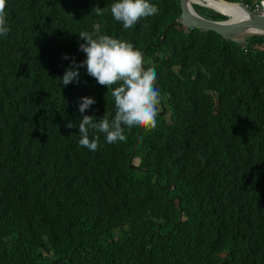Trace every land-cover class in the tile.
I'll return each mask as SVG.
<instances>
[{
  "label": "trees",
  "instance_id": "16d2710c",
  "mask_svg": "<svg viewBox=\"0 0 264 264\" xmlns=\"http://www.w3.org/2000/svg\"><path fill=\"white\" fill-rule=\"evenodd\" d=\"M115 2L6 0L0 264H264V36L236 42L179 24L156 47L180 1L149 0L158 15L130 29L92 12ZM94 23L155 69L159 103L155 128L125 127L117 143L90 130L91 151L78 143L80 98L96 101L85 115L111 120L112 89L86 67L67 86L58 77L86 58L78 34Z\"/></svg>",
  "mask_w": 264,
  "mask_h": 264
},
{
  "label": "clouds",
  "instance_id": "9594fccd",
  "mask_svg": "<svg viewBox=\"0 0 264 264\" xmlns=\"http://www.w3.org/2000/svg\"><path fill=\"white\" fill-rule=\"evenodd\" d=\"M254 1L252 0L250 4L243 3L250 11L254 12L252 10ZM191 4L193 7L194 5L203 6L199 3ZM5 8L6 0H0V37H7L11 31ZM107 11H110L113 19L121 22L125 29L132 28L141 18H148L159 13L158 7L149 3V0H116L115 3L104 8L96 6L92 9V12L101 17ZM92 27V32L80 31L78 34V37L84 41L79 45V50L85 54L86 58L79 63L72 58V63L64 71L63 76L58 78L64 86L73 81L78 82L79 69L86 67L87 73L94 77L98 84L112 89L111 95L114 98L116 111L111 120L106 114L100 119L85 115V111L96 101L89 96L80 98L79 111L82 118L78 123L80 135L78 143L91 151H96L100 137L97 135L90 140V130L104 134L108 143H117L126 142L125 127L155 128L159 92L153 87L157 80L156 71L152 67L144 69L143 57L138 49L123 39L102 34L100 23H94ZM62 58L69 59V56L64 54ZM113 85L118 86L112 88ZM66 127L73 128L76 125L68 121ZM135 159L132 162L134 165H136Z\"/></svg>",
  "mask_w": 264,
  "mask_h": 264
},
{
  "label": "water",
  "instance_id": "95a60500",
  "mask_svg": "<svg viewBox=\"0 0 264 264\" xmlns=\"http://www.w3.org/2000/svg\"><path fill=\"white\" fill-rule=\"evenodd\" d=\"M179 1L181 8L180 14L175 21L169 23L164 28L160 41L154 44L156 47H159L163 40L166 38L168 29L173 25L179 24L199 30L214 31L222 38L232 41H243L244 39L252 36H264V15L250 11L243 2L217 0L223 4L237 5L239 7H242L245 14L241 17L229 15L213 6L208 5L207 3H199V5L203 4L204 7L211 8L212 10L226 16V19L223 20H212L200 15L193 7V4H191V0ZM160 114H164V110H162ZM138 135H140V132L138 133ZM135 146L136 144L134 145L131 157H133V154L135 152ZM131 166L134 167L135 165L131 164ZM180 202L181 201L179 198V206Z\"/></svg>",
  "mask_w": 264,
  "mask_h": 264
},
{
  "label": "bare ground",
  "instance_id": "6f19581e",
  "mask_svg": "<svg viewBox=\"0 0 264 264\" xmlns=\"http://www.w3.org/2000/svg\"><path fill=\"white\" fill-rule=\"evenodd\" d=\"M191 3H207L210 6H213L229 15H234L235 17H241L245 14L242 7L237 5L223 4L217 0H191Z\"/></svg>",
  "mask_w": 264,
  "mask_h": 264
},
{
  "label": "built area",
  "instance_id": "2783aa9c",
  "mask_svg": "<svg viewBox=\"0 0 264 264\" xmlns=\"http://www.w3.org/2000/svg\"><path fill=\"white\" fill-rule=\"evenodd\" d=\"M252 10L258 14L264 15V0H255L252 3Z\"/></svg>",
  "mask_w": 264,
  "mask_h": 264
},
{
  "label": "rangeland",
  "instance_id": "374dc122",
  "mask_svg": "<svg viewBox=\"0 0 264 264\" xmlns=\"http://www.w3.org/2000/svg\"><path fill=\"white\" fill-rule=\"evenodd\" d=\"M211 1H213V0H211ZM198 11H199L200 13H203V11H201V9H198ZM203 15H206V12H205ZM206 17H209V16H206ZM138 161H139V159L136 158V159H135V163H138Z\"/></svg>",
  "mask_w": 264,
  "mask_h": 264
}]
</instances>
